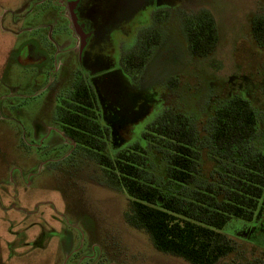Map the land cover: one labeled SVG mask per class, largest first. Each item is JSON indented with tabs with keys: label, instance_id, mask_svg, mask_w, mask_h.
I'll use <instances>...</instances> for the list:
<instances>
[{
	"label": "rangeland",
	"instance_id": "obj_1",
	"mask_svg": "<svg viewBox=\"0 0 264 264\" xmlns=\"http://www.w3.org/2000/svg\"><path fill=\"white\" fill-rule=\"evenodd\" d=\"M59 1L0 0V264H189L159 252L127 224L128 195L85 151L64 158L72 147L61 144L54 116L80 67ZM90 3L96 17L85 18L84 58L115 130L112 152L144 145L148 126L166 112H182L198 131L199 178L212 182L222 165L209 140L213 115L235 96L256 109L254 144L264 152V46L252 30L264 17V0ZM204 11L215 18L220 39L209 57L197 58L185 22ZM150 34L158 45L143 69L128 70L124 57L137 56ZM149 159L151 174L166 181L165 158L153 146ZM223 233L237 249L220 264H264V216L234 219Z\"/></svg>",
	"mask_w": 264,
	"mask_h": 264
},
{
	"label": "trees",
	"instance_id": "obj_2",
	"mask_svg": "<svg viewBox=\"0 0 264 264\" xmlns=\"http://www.w3.org/2000/svg\"><path fill=\"white\" fill-rule=\"evenodd\" d=\"M185 29L193 56L209 57L215 51L220 35L209 12L186 19ZM252 30L264 46V17L252 22ZM155 37H145L137 56L124 57L128 70L143 69L158 45ZM136 57L140 61L133 66ZM94 93L90 85L78 82L62 100L57 118L66 135L102 168L108 183L128 195L127 224L145 232L159 252L189 264H220L227 259L237 249L223 233L230 222L253 223L264 216V152L254 144L259 115L250 101L235 96L215 111L209 140L222 165L213 181L204 183L199 178L198 131L187 114L166 112L142 133L144 145L112 152L110 129L99 122ZM151 146L165 158L166 181L159 182L149 171Z\"/></svg>",
	"mask_w": 264,
	"mask_h": 264
},
{
	"label": "flooded vegetation",
	"instance_id": "obj_3",
	"mask_svg": "<svg viewBox=\"0 0 264 264\" xmlns=\"http://www.w3.org/2000/svg\"><path fill=\"white\" fill-rule=\"evenodd\" d=\"M58 1V0H57ZM59 7H62V12L61 15L64 19H66V22L69 26V28L73 31L74 33V38H75V49L74 52L77 54V64L80 67V72L76 74L73 80V85L72 89L69 92H65L62 98H59L57 108L55 111V116H54V122L56 125L60 127V135L63 137L62 145L67 146L70 145L72 149L65 154L64 158L69 157L70 154L72 153H77V150H80L81 148L78 147L77 143H75L72 138L66 135V133L63 131V125L59 122L57 118V112L59 111V108L63 106L62 100L70 94L74 90V87L78 82L81 80L84 81L86 84L90 85L92 89L94 90V94L96 95L97 102H98V109H97V116L99 119V122L103 123L106 127L110 129V139L108 142H110V147H111V142L112 138L114 137V140L117 139L116 135L114 134L115 130L113 129V126H108L106 123V120L108 121V118L106 117L107 111V104L106 102L103 104L101 101L102 99V89L97 81L96 75H93L90 70H88L86 66V61L84 58L85 54V47H84V38H83V32L86 31L87 23L85 22V18H91L95 19L93 16L94 10L91 8V3L90 0H60L57 2ZM93 13V14H92ZM53 29V27H51ZM46 53V51H43ZM43 53V54H44ZM44 58H46L45 54L43 55ZM57 69L56 71L59 70V67L61 66L60 63L56 64ZM44 68V66H43ZM71 87V86H69ZM105 101V100H104ZM109 122V121H108ZM83 150V149H82ZM87 155V154H86Z\"/></svg>",
	"mask_w": 264,
	"mask_h": 264
}]
</instances>
